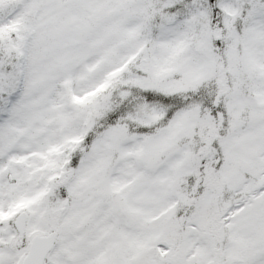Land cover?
Here are the masks:
<instances>
[{
    "label": "snow or ice",
    "instance_id": "obj_1",
    "mask_svg": "<svg viewBox=\"0 0 264 264\" xmlns=\"http://www.w3.org/2000/svg\"><path fill=\"white\" fill-rule=\"evenodd\" d=\"M0 264H264V0H0Z\"/></svg>",
    "mask_w": 264,
    "mask_h": 264
}]
</instances>
